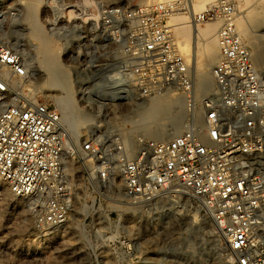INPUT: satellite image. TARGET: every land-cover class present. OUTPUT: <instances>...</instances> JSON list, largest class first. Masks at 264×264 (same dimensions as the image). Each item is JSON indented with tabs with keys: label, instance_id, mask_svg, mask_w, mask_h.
<instances>
[{
	"label": "built area",
	"instance_id": "obj_1",
	"mask_svg": "<svg viewBox=\"0 0 264 264\" xmlns=\"http://www.w3.org/2000/svg\"><path fill=\"white\" fill-rule=\"evenodd\" d=\"M178 8L174 2L43 1L40 22L59 40L76 102L93 118L75 143L57 107L25 97L27 70L5 34L16 13L0 0V181L26 203L34 230L47 232L66 225L74 211L64 158L80 159L97 187H110L118 173L130 203L190 195L221 234L230 264H264V69H256L237 32L235 0H217L197 17L221 22L213 86L199 97L167 22ZM98 80L122 86L105 95ZM169 92L184 100L180 133L127 144L106 131L98 105Z\"/></svg>",
	"mask_w": 264,
	"mask_h": 264
},
{
	"label": "rangeland",
	"instance_id": "obj_2",
	"mask_svg": "<svg viewBox=\"0 0 264 264\" xmlns=\"http://www.w3.org/2000/svg\"><path fill=\"white\" fill-rule=\"evenodd\" d=\"M7 1L14 8L21 6L24 0ZM43 1L39 5L37 20L44 32L48 33L39 19ZM182 1V5L178 8L179 12L187 10L186 1ZM110 2L125 3L131 6L152 4L156 1L110 0ZM197 2V0H191L193 5H196ZM216 2L217 0L213 3L214 5L199 7L195 19L197 14L215 6ZM251 3L244 5L235 0L236 19L240 17L252 35V39L243 38L241 40L250 49L256 69L263 70L264 37L256 35L258 29L263 27L264 31V25H259L258 20L247 24L244 22ZM251 7L253 6H250V9ZM197 21L207 24L215 23L214 35L221 24L218 20ZM21 23L19 25L25 28L22 31L27 34L26 25ZM169 25L176 44L178 39L173 25L171 23ZM27 42L29 44L25 43L23 47L31 55L33 53L35 57V49L30 41ZM193 48L198 54L196 55L198 65L197 73L195 72L196 79H194V68L190 65L191 47L188 48L187 55L185 53L183 55L182 50L180 51L177 47L190 66L193 82L197 81L194 84L196 85V87L194 86L195 92L199 97H202L213 86L210 76V70L214 65L211 62L213 57L203 53L198 44H194ZM60 49L61 46L58 56ZM33 65L36 73L44 77V72L40 70L36 59ZM15 80L17 81L16 78ZM108 82L115 88L112 82ZM119 86L121 87L122 84ZM22 88L27 99H37L56 107L52 94L57 90L45 87L44 81L39 83L33 76H28L23 80ZM198 88L201 91L197 93ZM157 100L169 101L168 104H164L168 113L163 115L162 112H158L157 119L145 131L140 128H135L134 131L130 130L129 123L122 121V115L133 116L135 112L142 110L144 105L150 102V98H137V104L98 105L101 113L105 115L103 125L106 131L120 135L111 138L122 139L127 144H131L134 139L166 140L180 132L186 118L183 97L177 93L169 92ZM75 103L78 109L89 115L93 123L91 115L77 104L76 96ZM129 113L130 115H128ZM90 130L85 126L79 127L73 142L81 141ZM68 162L73 170L66 165ZM64 164L71 176L75 208L66 225L47 232L39 233L34 230L26 203L15 197L6 184L1 181V185L7 188L9 194L3 196L0 192V264H230L226 257L225 244L221 234L215 228L210 217L190 195L177 192L173 195H166L156 202L130 203L123 194L120 180L114 184L111 183L110 187H97L92 182V169L89 165H84L82 160L67 157L64 158ZM116 177L119 178L118 173Z\"/></svg>",
	"mask_w": 264,
	"mask_h": 264
},
{
	"label": "bare ground",
	"instance_id": "obj_3",
	"mask_svg": "<svg viewBox=\"0 0 264 264\" xmlns=\"http://www.w3.org/2000/svg\"><path fill=\"white\" fill-rule=\"evenodd\" d=\"M153 1H156L155 3L162 2L161 0ZM165 1H167L168 3H172L173 1H175L174 3L178 5H182L183 3L182 0ZM185 1L187 4V10L183 12H179L177 10V12L173 13L167 19V22L173 25V30L178 39L176 44L180 51L182 50L183 55L184 53L185 55H187V51L191 47L190 65L192 68H194V79H196L195 75L197 74H195V72L197 73L198 68L196 55L198 54L193 48L194 44H198V47L202 48L203 53L213 57V60L211 61L212 64H215L219 57L217 41L214 37V30L216 28V24L200 23L196 20L197 17L200 16V14H197L195 19L196 11L199 7H206L210 4L215 3L216 0H197L198 2L196 5H193L191 3V0ZM22 2L23 3L21 4V6L13 8L14 10H16L17 15L8 20L11 23H9L10 25L7 24L6 26V38L19 51L24 61V65L27 70V75L36 78L37 82L39 83H42V81H44L45 87H50L57 90L56 92H54V94H52V99L55 102L56 107L60 111L62 125L67 131L69 138L72 139V141H75L78 128L81 126H85L87 127V129L90 130L92 128V119L89 117L88 114L83 113L76 106L74 96V94L76 93V87L74 85V80H70L66 65L59 60L58 52L59 47L61 46L59 40L52 36L50 33H45L39 21L37 20V12L39 9V5L42 3V0H24ZM250 2L252 3L249 5L248 15L244 19V22L247 24L252 21L258 20L259 25H264V0H238L239 4L243 3L244 5H248ZM239 4L237 5L238 7ZM250 6H253L254 8L251 7L250 9ZM21 22L26 25V29L28 32L27 34L22 31L25 28L19 25L22 24ZM236 29L241 39L244 38L249 40L250 38H253L243 21L240 19V17H237L236 19ZM257 31V37H264L263 27L258 29ZM27 41L31 42L32 47L36 51L35 54L37 57H34L33 53L32 55L28 53L26 48L23 47L25 43H28ZM189 45L191 46L189 47ZM262 57L264 59V56ZM35 59L39 63L40 70L44 72V77H41L40 74L36 73L37 71L33 65ZM1 73L6 77L10 76V72L7 70H1ZM195 82L197 81L194 80V84ZM94 83L96 88L102 94L105 95L115 92L119 87V84L113 83L115 85L114 88L108 81L104 80H98ZM124 86L129 88L127 83H124ZM199 91L201 90H199L198 88L197 93ZM124 103L137 104L138 101L131 100V98H129ZM168 103L169 101H162L157 100V98H150V102H148V104H145L142 110L135 112L133 116L130 115V113L128 114L130 116H127V114H123L122 121L129 123L130 130L134 131L136 130L135 128H140L145 131L157 119L156 115L158 112H162L163 115H166L168 113L165 107L166 105H164ZM66 165L70 167L71 170H73V167L70 165L69 162ZM119 180V178L113 177L112 184H114V182L116 181L119 182ZM0 192L3 196L9 194L7 188L1 185V181Z\"/></svg>",
	"mask_w": 264,
	"mask_h": 264
}]
</instances>
